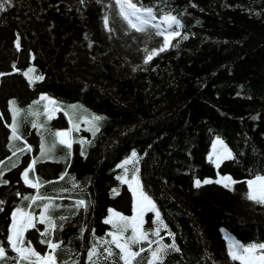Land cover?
Here are the masks:
<instances>
[{
  "label": "trees",
  "instance_id": "16d2710c",
  "mask_svg": "<svg viewBox=\"0 0 264 264\" xmlns=\"http://www.w3.org/2000/svg\"><path fill=\"white\" fill-rule=\"evenodd\" d=\"M134 2L152 8L158 20L173 15L180 21L181 35L146 65L144 49L158 48L163 38L126 35L114 0H11L0 12V73H11L0 77V171L8 181L0 184V247L9 258L16 255L7 247L12 211L37 214L50 204L48 215L57 229L49 238L62 242L56 253L59 264H87L94 241L111 239L113 229L104 223L108 210L132 215V193L117 179L130 157L143 191L167 226L149 239L163 238L162 243L175 242L179 249L163 264H240L228 256L221 227L243 245L264 243V206L246 199V182L264 176V0ZM105 14L112 32L104 29ZM29 67L35 69L29 77H44L32 86L21 74ZM42 95L56 102L51 108L60 109L51 120ZM10 101H15L12 110ZM16 109L23 142L11 141L12 151L25 144L31 151L13 156L9 138ZM93 116L103 119L89 123ZM34 121L45 126L33 128ZM93 123L99 127L95 135ZM75 124L79 130L70 133L71 156L57 144L52 158L36 165L35 176L45 182L39 194L50 199L24 200L37 195L23 184L21 173L40 156L41 137L50 147L56 139L51 133ZM215 137L234 157L219 167L207 159ZM14 162L18 166L12 168ZM217 175H229L237 183L232 190L194 184ZM81 199L90 202L87 211L77 208ZM61 216L68 219L61 221ZM156 227L147 212L144 230ZM45 228L37 222L24 234L26 244L41 254L48 251L40 243Z\"/></svg>",
  "mask_w": 264,
  "mask_h": 264
},
{
  "label": "snow or ice",
  "instance_id": "6c2138e0",
  "mask_svg": "<svg viewBox=\"0 0 264 264\" xmlns=\"http://www.w3.org/2000/svg\"><path fill=\"white\" fill-rule=\"evenodd\" d=\"M83 4L84 0H80ZM115 12L119 20L123 25H125V34H130L132 32L138 34H144L151 38L162 37V43L158 48H153L151 50L145 48L146 53L143 63L146 65L159 53L164 52L172 46V39L179 37L181 33L178 30H170L175 26L177 29L180 27V21L176 16L165 15L159 20L154 14L152 8H145L142 5H138L134 0H114ZM7 7L11 6V0H0V12L5 11ZM165 27H161V25ZM103 25L105 31L112 32L110 27V19L107 14L103 17ZM187 39V37H184ZM91 46V45H90ZM16 51L21 50L20 37L17 35L15 41ZM13 71L18 72L16 65H12ZM35 69L29 67L26 71L21 74L28 80L29 86H32L36 81H41L44 79L43 76H33L29 77V73H34ZM11 73H0V77L5 75H10ZM40 100H48V104L44 105L45 113L48 115V119L51 120L53 117L51 115L54 111H59L58 107L49 109V105H55V101L50 100L48 97L41 96ZM35 104H39L40 101H34ZM10 110L13 109L15 101H10ZM19 110L16 109L13 111V123L11 125L12 135L9 138V150L12 151L11 141H22V137L19 134V128L16 121V116ZM67 115V113H65ZM102 117L93 116L91 122H99ZM70 125L72 120H69ZM45 125H38L35 121L32 123L33 128H43ZM75 128L79 130V125L75 124L65 131H56L51 133L56 139L52 142L51 146H46L44 137H41L40 143V156L34 158L28 166L21 173V179L24 181V184L32 189H35L37 195L34 196H24V200H30L35 203L37 200L50 199L39 194V189L45 183L41 181L39 177L35 176V168L37 163L45 162L46 159H51V153L56 149V145L60 144L66 147L68 151V156H71V147L72 141L69 138L70 133ZM92 133L93 135L99 131L97 123L92 124ZM83 143V142H82ZM220 146V151L217 152V146ZM31 147L27 144L23 148H19L15 151H12L13 156H17V152H30ZM213 151L215 154V159L213 160L210 157V161L214 163L216 167L220 166L225 160L234 159L231 151L228 150L226 146L223 145V141L217 139L213 143ZM81 155H84V152L81 151ZM136 153H132V157H136ZM11 159V158H9ZM59 162V161H56ZM3 163V162H0ZM131 163V160H125L124 164L127 165ZM17 163L11 165L12 168L17 167ZM11 170V169H9ZM139 169L136 168L129 180L127 176H118L117 179L120 182L127 183L129 191L133 195V215L131 217H126L120 213L115 212L112 209H109V216L104 220L105 224L111 225L113 231L108 233V236L111 237L110 240L97 239L94 241L93 246L88 250L87 253V264H100V261L108 262V264H163L165 257L170 252H178L175 242L171 244L162 243L161 239L151 240L149 236L159 237L161 229L166 230L167 226L163 223L161 219L160 212L156 209V205L153 203L152 199L143 191L140 184L139 177L137 173ZM33 174V178H29V174ZM4 173L0 171V184L6 185L8 181L3 179ZM67 173H63L60 176V179L63 180ZM74 180V178H73ZM219 184L222 187L232 190V185L237 183L233 181L229 176H223L215 181L205 179L203 181L196 180L195 186L200 188L202 185L208 184ZM248 192L246 194V199L255 204L264 206V177L256 176L255 179L247 181ZM73 187H79L78 184L73 183ZM114 194H119L117 189H113ZM19 196L20 194L17 193ZM4 201L0 200V205ZM77 208H83L87 211L90 206V202L86 203L85 200L81 199L76 201ZM51 208L50 204H45L43 211L40 213L39 223L45 224L46 228L44 231L40 232L41 244H46L48 251L44 254H41L36 249H34L30 242L26 244L24 239L25 232L29 228L35 227L33 220L36 219L31 213L24 211L23 209L17 208L11 213V224L7 229V247L15 253V257L9 258L7 256L6 248L0 247V261H6L12 259L13 264H59L57 258V251L61 248L62 242H54L51 238L52 233L57 229V224L53 219L48 215L49 209ZM0 211H3V208L0 207ZM145 211H152L155 213L157 227L150 233L143 228L144 220L143 216ZM61 221H66L68 218L61 216L59 218ZM60 230H63V224L59 225ZM131 230V235H125ZM84 229H81V237L83 236ZM169 237L172 236V233H168ZM147 244V248L143 247V244ZM155 244L156 247L153 248L152 245ZM100 249H103L100 251ZM135 249V250H134ZM145 252L150 253V255L145 258L143 254ZM228 256L232 261H239L240 264H264V243L259 244H250L248 246H242L235 241H230L228 245ZM67 264V262H65Z\"/></svg>",
  "mask_w": 264,
  "mask_h": 264
},
{
  "label": "rangeland",
  "instance_id": "374dc122",
  "mask_svg": "<svg viewBox=\"0 0 264 264\" xmlns=\"http://www.w3.org/2000/svg\"><path fill=\"white\" fill-rule=\"evenodd\" d=\"M161 27H165V25H161ZM170 30H177V28L175 27V26H173V28L172 29H170ZM46 97V96H45ZM50 99V98H49ZM51 100V99H50ZM46 104H48V100H46ZM49 109H51V105H49ZM65 131V130H64ZM217 139H219V140H221V141H223L221 138H219V137H215L213 140H212V142H211V145H210V149H209V151H208V153H207V159L208 160H210V157L214 160L215 159V154H214V151H213V143H214V141H216ZM223 145L224 146H226L227 148H228V150H229V147L226 145V143L223 141ZM221 149H220V146L218 145L217 146V149H216V151L217 152H219ZM230 151V150H229ZM132 158L130 157L129 158V160H131ZM221 164V163H220ZM133 169H132V166H131V163H129V164H127V165H123V167H121L120 168V174H119V176H127V178L130 180L131 179V176H132V174H133ZM223 176H229V175H217L216 176V178L213 180V181H215L216 179H219L220 177H223ZM230 177V176H229ZM261 177H264V176H261ZM205 179H207V178H205ZM205 179H203V180H205ZM253 179H255V178H252V179H250V180H253ZM196 180H199V179H196ZM195 180V181H196ZM203 180H201V181H203ZM209 180H211V179H209ZM195 181H194V184H195ZM249 181V180H248ZM124 184H126L127 186H128V184L127 183H124ZM246 186H247V182H246ZM247 192H248V186H247ZM132 193V192H131ZM132 197H133V195H132ZM16 209H14L13 211H15ZM12 211V212H13ZM26 212H29V211H26ZM42 212V211H41ZM40 212V213H41ZM147 212H149V211H145V213H144V216H143V220H144V218H145V214L147 213ZM152 214H153V216H154V218L156 219V217H155V213L154 212H152V211H150ZM29 213H31V212H29ZM40 213L38 214V215H34L33 213H31L36 219H34L33 220V223H35V221H37V222H39V217H40ZM132 215H133V200H132ZM131 215V216H132ZM108 216H109V214H108ZM108 216H107V218H108ZM10 224H11V216H10V223H9V226H10ZM8 226V227H9ZM30 229V228H29ZM220 232H221V234H222V236H223V239L225 240V243H226V249H227V251H228V245H229V242L230 241H235V242H237V243H239L240 245H242V246H248V245H243L242 243H240L237 239H236V237L232 234V233H230L226 228H224V227H221L220 228ZM156 247V245H154L153 246V248H155ZM239 262V261H238ZM240 263V262H239Z\"/></svg>",
  "mask_w": 264,
  "mask_h": 264
},
{
  "label": "crops",
  "instance_id": "0c3cea01",
  "mask_svg": "<svg viewBox=\"0 0 264 264\" xmlns=\"http://www.w3.org/2000/svg\"><path fill=\"white\" fill-rule=\"evenodd\" d=\"M41 97V96H40ZM24 182V181H23ZM41 211H43V210H41Z\"/></svg>",
  "mask_w": 264,
  "mask_h": 264
}]
</instances>
